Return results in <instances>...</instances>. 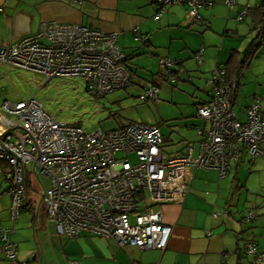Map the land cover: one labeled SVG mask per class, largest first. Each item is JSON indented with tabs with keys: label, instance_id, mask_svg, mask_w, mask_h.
Masks as SVG:
<instances>
[{
	"label": "built area",
	"instance_id": "1",
	"mask_svg": "<svg viewBox=\"0 0 264 264\" xmlns=\"http://www.w3.org/2000/svg\"><path fill=\"white\" fill-rule=\"evenodd\" d=\"M152 1L160 7L157 17L169 6L185 4L189 15L198 19L200 10L211 5L209 0ZM236 1L225 0V5L232 10ZM252 10L250 3L242 6L236 19L245 21ZM204 48L197 55L199 64L204 60ZM126 59L119 34L55 21L43 22L38 33L14 44L0 43V63L31 70L46 81L81 77L89 91L100 97L130 86L132 74ZM175 64L170 59L160 63L166 71ZM249 64L233 78L222 66L213 72L211 99L198 107V117L209 128H198L197 155L188 146L186 154L168 158L162 134L154 126L130 124L121 130L100 128L89 134L81 127L56 122L35 99L5 102L7 115L0 114V135L5 136L0 138V162L9 183L12 221H19L28 201L27 169L32 164V182L36 178L42 184L40 174L49 179L48 187L42 184L39 188V206L45 208L59 237L74 239L88 233L113 241L121 249L165 252L173 228L164 224L158 207L183 204L199 169L227 176L243 153L253 162L264 156L261 98L249 107L246 121L235 108L240 80ZM159 93L158 86L147 84L143 99L157 102ZM228 215L227 209L213 213L215 219ZM246 218L254 220L255 212L248 210ZM14 233L15 229L0 226V263L17 261L20 246L12 240ZM247 252L264 262V252L256 244H250Z\"/></svg>",
	"mask_w": 264,
	"mask_h": 264
},
{
	"label": "crops",
	"instance_id": "2",
	"mask_svg": "<svg viewBox=\"0 0 264 264\" xmlns=\"http://www.w3.org/2000/svg\"><path fill=\"white\" fill-rule=\"evenodd\" d=\"M209 1L211 5L200 10V17L191 19L185 4L169 6L161 17H157L160 7L152 0H0V43L14 44L38 33L43 22L55 21L119 34V47L128 58L133 83L141 91L146 81L136 78L139 73L134 67L140 63L139 58L152 56L155 65L162 58L175 61L174 76L168 79L174 77L175 82H171L177 83L184 72L189 80L193 79L187 61L192 58L197 61L202 46L205 47L204 60L200 65L207 62L208 49L220 45L218 53H209V63L215 61V65L225 67L235 75L248 61L249 49L257 37L243 47L242 39L249 37L257 26L256 14L253 11L245 21H238L236 18L245 2L237 0V6L230 10L225 0ZM248 2L252 4L251 0ZM249 19L251 24L247 25ZM194 41L197 45L202 43L201 46L191 44ZM246 70L235 98V108L242 121H246L247 111L257 97L262 100L264 112V45L257 48ZM153 81L161 91L160 79L156 77ZM201 91L206 93V86ZM211 94L212 91L208 92L204 103L211 99ZM206 126L204 121L198 128ZM262 148L264 150V145ZM247 156L243 153L233 162L227 176L217 170H197L183 204L169 203L157 208L163 215L164 224L173 228L165 252L142 251L135 247L121 249L113 241L88 233L74 239L58 237L55 233L51 234L50 241L61 253L63 264H264L247 252L252 243L259 252H264V156L255 162L249 156L247 161ZM34 202L29 193L26 204L33 211L38 247L31 244L20 247L13 264H59L49 260L43 241L38 240L42 235L39 231L48 226L49 219L45 209L42 213L41 209L35 211ZM224 209L229 210L228 216L213 217L214 212ZM248 210L255 212L254 220L247 221ZM1 221V227L10 229L11 202L10 214ZM0 264L11 263L3 260Z\"/></svg>",
	"mask_w": 264,
	"mask_h": 264
},
{
	"label": "rangeland",
	"instance_id": "3",
	"mask_svg": "<svg viewBox=\"0 0 264 264\" xmlns=\"http://www.w3.org/2000/svg\"><path fill=\"white\" fill-rule=\"evenodd\" d=\"M241 1L242 3L245 2V5L249 3V0ZM251 3L252 9H255L261 5L262 0H251ZM191 19L193 18L191 17ZM247 22L246 24L250 25L251 19L247 20ZM251 32L249 37L251 36L252 39L249 37L242 39V43L245 42L243 47L246 44L249 45L250 40L256 37L257 31ZM191 44L201 46L202 43L197 45L198 42L194 41ZM208 50L207 62L204 66L197 64L194 58L187 61L190 64L189 66H191L192 80L188 79L185 72L177 83H172L169 79L156 76L161 83L160 100L157 102H142L139 98L142 94L141 88L136 85L128 90H121L105 97H100L87 89V84L81 77L54 78L46 81L43 75L31 70L0 63V114L7 115L3 110V105L6 101L18 103L23 100L30 101L35 99L56 122L81 127L89 134L100 128L105 131L121 129L129 123L154 126L159 128L162 134V147L165 155L168 158L175 157L182 154L187 145H191L196 149L199 148L201 137L198 135V127L204 125V120L197 118L198 107L205 102L208 98V92L213 89L212 84L210 85L208 81H210V78L212 79V73L217 68L215 61L209 63V53L213 54L214 51L218 53L220 45L217 48H209ZM153 60L152 56H146L144 59L139 58L140 63L137 64V67H134L139 73L136 78L141 77L145 81L156 80L155 74L158 75L160 73L161 59L157 60L156 65L152 62ZM199 66H201L200 69L198 68ZM204 80L207 82H204ZM205 86L207 91L203 93L204 91H201V89ZM206 128H209V123L204 129ZM262 145H264V142ZM118 156L123 157L124 155L119 154ZM246 160H249L248 156ZM27 170L29 173V192L36 201L33 204L34 209L35 211H40L41 209L42 213L45 208L39 206L41 202L39 188H43L42 184L48 187L50 184L49 179L40 174L42 184L36 178L32 182L30 176L34 175L33 165L30 164ZM36 180L40 184L36 183ZM8 189L9 183L3 172V164L0 162V193H4L0 199L1 224V219H6L10 214L11 197L7 194L9 192ZM32 213V208L28 207L26 202H24L20 220L16 223L14 221L8 222V224L11 223L9 228L16 231L12 235L13 242L19 243L22 248L27 244L38 247L35 239ZM49 221L48 226L43 231H39L43 236L41 235L38 240L43 241L49 260L53 259L56 260L55 262L63 264L61 253L56 250L50 241L51 234L56 233L57 235V231L55 224ZM4 261L10 260L4 259ZM10 263L13 264L15 262L10 261ZM31 264L39 263L32 262Z\"/></svg>",
	"mask_w": 264,
	"mask_h": 264
},
{
	"label": "trees",
	"instance_id": "4",
	"mask_svg": "<svg viewBox=\"0 0 264 264\" xmlns=\"http://www.w3.org/2000/svg\"><path fill=\"white\" fill-rule=\"evenodd\" d=\"M154 2V1H153ZM253 11H254V13L256 14V24H257V26H256V28H255V31H257V37L255 38V40H254V43L251 45V47H250V49H249V52H248V55H247V58H248V61L247 62H249L251 59H252V57H253V55L255 54V52H256V50H257V48L259 47V46H261V45H264V0H262V3H261V5H259L257 8H256V10H252V12H251V14L253 13ZM250 14V15H251ZM197 58V57H196ZM162 59H164V58H162ZM161 59V60H162ZM197 62H198V59H197ZM246 62V63H247ZM245 63V64H246ZM125 64H126V66H127V68H128V70L130 71V73L132 74V72H131V69L129 68V66H128V58L126 59V62H125ZM161 66V65H160ZM219 65H217V67H218ZM174 67V66H173ZM173 67H171L169 70H163V69H161L160 68V73L158 74V75H156L157 77H160V78H165L166 77V79H168L169 77H171V76H174V74H173ZM242 69V68H241ZM240 69V71H239V73H237V74H235V75H231L230 73H229V71H228V73H229V77L230 78H233V77H235V76H239V74L241 73V70ZM213 74V73H212ZM131 77H132V79H131V82H130V86L127 88V89H125V90H128V89H130L132 86H134V83H133V74L131 75ZM174 77H172V78H170V79H173ZM169 79V80H170ZM175 79V78H174ZM170 81H172V80H170ZM144 84H143V90H142V94H141V96L139 97L140 99H141V101L142 102H148V101H151V100H145V99H143V96L145 95V92H146V90H147V84H153V85H155V86H158L157 85V83L156 82H154V81H146V82H143ZM159 87V86H158ZM88 89V88H87ZM159 89H160V87H159ZM89 90V89H88ZM105 97V96H104ZM159 100H160V97H159ZM158 100V101H159ZM153 102H155V101H153ZM204 104V103H203ZM131 124H136V123H131ZM128 125H130V123L129 124H127V126ZM127 126H125V127H127ZM125 127H123V128H121V129H124ZM121 129H117V130H121ZM188 146H191V145H188ZM187 146V147H188ZM186 152H187V148H186ZM186 152H184V153H182V154H179V155H183V154H186ZM258 260V259H257ZM259 261V260H258ZM260 262V261H259Z\"/></svg>",
	"mask_w": 264,
	"mask_h": 264
},
{
	"label": "water",
	"instance_id": "5",
	"mask_svg": "<svg viewBox=\"0 0 264 264\" xmlns=\"http://www.w3.org/2000/svg\"><path fill=\"white\" fill-rule=\"evenodd\" d=\"M5 136L0 135V138L3 139Z\"/></svg>",
	"mask_w": 264,
	"mask_h": 264
}]
</instances>
